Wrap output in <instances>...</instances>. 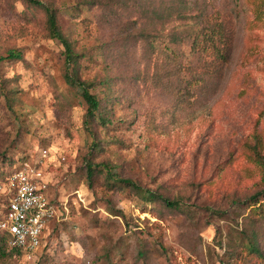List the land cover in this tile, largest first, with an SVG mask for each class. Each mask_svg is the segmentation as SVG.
<instances>
[{
	"label": "rangeland",
	"instance_id": "rangeland-1",
	"mask_svg": "<svg viewBox=\"0 0 264 264\" xmlns=\"http://www.w3.org/2000/svg\"><path fill=\"white\" fill-rule=\"evenodd\" d=\"M40 1L0 0V55L23 52L0 61V173L40 171L57 214L0 264H264L248 203L264 189V0ZM47 4L103 121L65 77Z\"/></svg>",
	"mask_w": 264,
	"mask_h": 264
},
{
	"label": "built area",
	"instance_id": "built-area-1",
	"mask_svg": "<svg viewBox=\"0 0 264 264\" xmlns=\"http://www.w3.org/2000/svg\"><path fill=\"white\" fill-rule=\"evenodd\" d=\"M41 172L18 168L0 177V231L12 246L33 252L45 244L56 204L39 183Z\"/></svg>",
	"mask_w": 264,
	"mask_h": 264
},
{
	"label": "trees",
	"instance_id": "trees-1",
	"mask_svg": "<svg viewBox=\"0 0 264 264\" xmlns=\"http://www.w3.org/2000/svg\"><path fill=\"white\" fill-rule=\"evenodd\" d=\"M36 3L43 4L42 1L40 0H32ZM46 10L48 12V28H49V33L52 37L59 39L63 45L65 46V62H66V71H65V77L67 81L70 84L73 85H78L82 88V94L84 98L86 99L88 103V110H87V115L95 117L98 115L101 119L105 118L102 113H100V100L98 96L91 92L89 89L90 83L86 80L83 79L80 76V70H79V53L75 51L73 43L71 39L68 37V35L65 34V32L61 29L59 22H58V15L56 12V9L51 5L47 4L46 5ZM261 15L259 11V16ZM194 49H197V43H198V37L195 36L194 39ZM23 57V52L20 49H9L8 53L5 55H0V61L6 59V58H12V59H20ZM98 112V114H97ZM103 121V119H102ZM263 142L262 138L260 135L256 134V142L253 144V147L256 150V157L255 160H258L261 164L262 167L264 168V155L259 148V144ZM95 167L94 165L89 162L88 163V172L87 175L88 177L92 178L94 175ZM0 177H5V173H0ZM8 175V174H7ZM121 180L125 181L127 184H130L137 189H140L144 191L147 194V199H155L157 197H163L159 195V193H155L154 191L150 189H144L140 184L134 182L130 178H122ZM168 205L171 206H178L177 201H171L169 199H165ZM248 203L251 205V212L254 215H259V214H264V189L262 191H259L255 194H253L249 199ZM54 228L47 234L46 239L48 236L52 233ZM0 235V259L5 258L6 256H14V255H20L26 251L22 250L20 247L17 246H12L8 242V237L5 233L1 232ZM48 242V241H47ZM250 247L253 249H258V246L255 241L250 242Z\"/></svg>",
	"mask_w": 264,
	"mask_h": 264
}]
</instances>
